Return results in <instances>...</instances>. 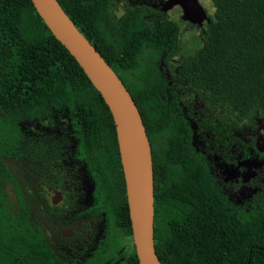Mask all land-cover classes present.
<instances>
[{"label": "trees", "instance_id": "trees-1", "mask_svg": "<svg viewBox=\"0 0 264 264\" xmlns=\"http://www.w3.org/2000/svg\"><path fill=\"white\" fill-rule=\"evenodd\" d=\"M59 1L120 76L142 113L153 148L155 243L162 263L264 264V196L246 210L220 191L207 162L189 144L188 122L168 110L159 89L164 77L156 60L147 57L150 46L177 52L180 23L160 13L146 19L148 12L133 7L117 19L114 0ZM207 1L203 6L210 20L196 25L203 41L191 35L201 45L184 57L181 74L194 81L190 85L201 86L207 93L203 97L216 93L240 118L264 115V0ZM50 108L73 114L96 174L97 196L114 225L111 252L98 264L122 255L119 264H140L131 241L116 125L107 103L31 0H0V155L29 153L18 146L23 133L15 125ZM6 131L12 143L2 141ZM25 146L31 148L29 140ZM0 191V264H70L56 257L38 232L31 236L16 225L6 229L7 195Z\"/></svg>", "mask_w": 264, "mask_h": 264}, {"label": "flooded vegetation", "instance_id": "flooded-vegetation-1", "mask_svg": "<svg viewBox=\"0 0 264 264\" xmlns=\"http://www.w3.org/2000/svg\"><path fill=\"white\" fill-rule=\"evenodd\" d=\"M114 2L117 19L133 7L148 12L144 18L149 20L160 13L183 23L181 32L198 28L182 19L180 5L165 10L166 0ZM177 10L182 12L180 18L169 15ZM194 45L188 48L190 56L197 51V43ZM159 53L156 63L165 80L159 89L168 110L181 113L188 122L189 144L207 162L220 191L234 205L249 210L257 197L264 196V115L256 113L252 120L240 118L216 93L210 91L209 97H203L207 93L201 86L190 85L194 81L181 74L187 57L181 45L177 52ZM219 117L225 118L224 123ZM14 129L23 133L16 140L18 146L30 154L0 155V187L7 195L3 202L8 214L6 229L16 225L19 230L31 231V236L39 233L53 254L67 263H100L111 252L114 225L97 196L96 174L80 143L73 114L50 108L40 117L17 121ZM9 133H4L3 142H13ZM27 140L31 148L25 146ZM125 240L127 245L134 243L133 237ZM122 258L112 257L101 264H119Z\"/></svg>", "mask_w": 264, "mask_h": 264}, {"label": "water", "instance_id": "water-1", "mask_svg": "<svg viewBox=\"0 0 264 264\" xmlns=\"http://www.w3.org/2000/svg\"><path fill=\"white\" fill-rule=\"evenodd\" d=\"M53 35L70 51L107 103L117 131L120 157L140 264H163L155 243L153 148L142 113L131 92L96 46L84 35L59 0H31ZM165 10L180 5L182 19L202 26L210 20L199 0H166Z\"/></svg>", "mask_w": 264, "mask_h": 264}, {"label": "rangeland", "instance_id": "rangeland-1", "mask_svg": "<svg viewBox=\"0 0 264 264\" xmlns=\"http://www.w3.org/2000/svg\"><path fill=\"white\" fill-rule=\"evenodd\" d=\"M206 1L207 0H200V2L203 5L208 2V1L207 2ZM174 11H171L170 12L171 14H169V15L170 16L173 15V17H176V19L180 18V15H181L182 12L180 10H177L176 12H174ZM180 25H183V23L180 22ZM191 34L195 35L198 38H200L201 41H202L201 31L198 30V28H196V29L187 28L186 31H183L182 34H181L180 45L183 47V50L185 51L186 55H191L192 54V51L191 52L188 51V48L192 47L194 45V41L191 39L192 38ZM200 45H201V43L199 44V42H197V46L200 47ZM148 52L149 53H147V54H149L150 58L149 57L148 58H149L150 61H154V59L157 60L160 57L159 50H157V49L151 48L150 50H148ZM176 57H179V56L177 55Z\"/></svg>", "mask_w": 264, "mask_h": 264}, {"label": "clouds", "instance_id": "clouds-1", "mask_svg": "<svg viewBox=\"0 0 264 264\" xmlns=\"http://www.w3.org/2000/svg\"><path fill=\"white\" fill-rule=\"evenodd\" d=\"M191 23V22H190ZM193 24V23H192ZM197 25V24H196ZM200 48V47H199Z\"/></svg>", "mask_w": 264, "mask_h": 264}]
</instances>
